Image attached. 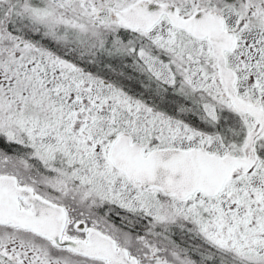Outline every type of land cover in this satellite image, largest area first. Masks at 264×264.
<instances>
[{"label":"snow or ice","instance_id":"6c2138e0","mask_svg":"<svg viewBox=\"0 0 264 264\" xmlns=\"http://www.w3.org/2000/svg\"><path fill=\"white\" fill-rule=\"evenodd\" d=\"M0 264H264V0H0Z\"/></svg>","mask_w":264,"mask_h":264}]
</instances>
